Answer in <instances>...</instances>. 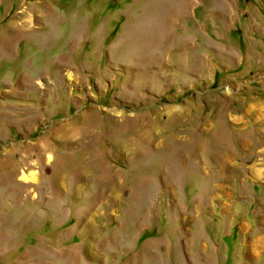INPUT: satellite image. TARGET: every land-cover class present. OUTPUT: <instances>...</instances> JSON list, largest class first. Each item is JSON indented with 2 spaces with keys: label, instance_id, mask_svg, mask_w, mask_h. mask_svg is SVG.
<instances>
[{
  "label": "rangeland",
  "instance_id": "1",
  "mask_svg": "<svg viewBox=\"0 0 264 264\" xmlns=\"http://www.w3.org/2000/svg\"><path fill=\"white\" fill-rule=\"evenodd\" d=\"M0 264H264V0H0Z\"/></svg>",
  "mask_w": 264,
  "mask_h": 264
},
{
  "label": "bare ground",
  "instance_id": "2",
  "mask_svg": "<svg viewBox=\"0 0 264 264\" xmlns=\"http://www.w3.org/2000/svg\"><path fill=\"white\" fill-rule=\"evenodd\" d=\"M226 88H224L225 90ZM50 157V156H49ZM20 179L21 180H24V181H34L37 176H36V173L35 172H25V171H22L21 174H20ZM144 182V181H143ZM263 237V236H262ZM260 238V237H259Z\"/></svg>",
  "mask_w": 264,
  "mask_h": 264
}]
</instances>
